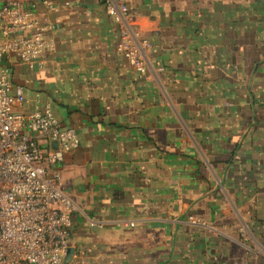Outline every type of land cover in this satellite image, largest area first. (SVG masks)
<instances>
[{
	"label": "crops",
	"instance_id": "1",
	"mask_svg": "<svg viewBox=\"0 0 264 264\" xmlns=\"http://www.w3.org/2000/svg\"><path fill=\"white\" fill-rule=\"evenodd\" d=\"M125 1L152 80L118 51L107 0L38 2L54 52L0 58L19 111L50 105L80 137L47 166L81 208L62 264H264V0Z\"/></svg>",
	"mask_w": 264,
	"mask_h": 264
},
{
	"label": "built area",
	"instance_id": "2",
	"mask_svg": "<svg viewBox=\"0 0 264 264\" xmlns=\"http://www.w3.org/2000/svg\"><path fill=\"white\" fill-rule=\"evenodd\" d=\"M40 2L54 11V0H0V58L16 57L23 62H40V56L54 52L56 42L49 35L57 26L35 15ZM107 10L120 26L118 51L137 74L153 79L149 71L152 42L140 29L125 0H107ZM27 103L25 90L15 84L10 67L0 73V264H62L72 247L74 217L79 205L60 187L61 176L47 166L63 160L64 154L80 146L73 128L64 127L52 107L37 106L19 111ZM44 142H56L60 149L46 152ZM209 202L204 206L208 207ZM189 221L204 223V215ZM134 228L136 221H119ZM83 254L78 256L79 259Z\"/></svg>",
	"mask_w": 264,
	"mask_h": 264
}]
</instances>
